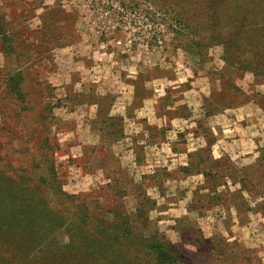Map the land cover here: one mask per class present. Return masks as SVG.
<instances>
[{
    "label": "rangeland",
    "instance_id": "obj_1",
    "mask_svg": "<svg viewBox=\"0 0 264 264\" xmlns=\"http://www.w3.org/2000/svg\"><path fill=\"white\" fill-rule=\"evenodd\" d=\"M181 2L0 0V155L29 160L47 137L62 192L91 212L119 204L135 233L157 230L183 264H264V76L229 65L213 39L192 43ZM18 73L23 101L7 83ZM133 92L148 112L114 135L121 123L107 113ZM225 103L229 120L244 118V144L228 138L221 156L212 112Z\"/></svg>",
    "mask_w": 264,
    "mask_h": 264
},
{
    "label": "trees",
    "instance_id": "obj_2",
    "mask_svg": "<svg viewBox=\"0 0 264 264\" xmlns=\"http://www.w3.org/2000/svg\"><path fill=\"white\" fill-rule=\"evenodd\" d=\"M181 4L180 25L194 36L192 43L198 45L205 40L209 45L213 39L226 51L229 65L244 71L253 67L255 75L264 76V0H205L204 4L200 0H183ZM246 61L251 64L244 65ZM16 77L7 80L9 90L23 101L24 78L21 73ZM42 119L38 116V121ZM41 130L43 135V127ZM36 138L27 150L29 160L15 163L11 156L0 155V264L186 261L157 230L148 236L135 233L119 204L112 202L111 208L91 212L86 201L62 192L53 159L56 147L47 137ZM181 172L187 175L189 169L182 168ZM146 204L152 205L143 196L135 207V218L143 219ZM97 212L112 220L99 218Z\"/></svg>",
    "mask_w": 264,
    "mask_h": 264
},
{
    "label": "crops",
    "instance_id": "obj_3",
    "mask_svg": "<svg viewBox=\"0 0 264 264\" xmlns=\"http://www.w3.org/2000/svg\"><path fill=\"white\" fill-rule=\"evenodd\" d=\"M143 83L144 82H141V84H143ZM221 88H222V86H221ZM208 95H210V90H208V92H207V94H205V96H202V95L200 96V104H201V106H204L205 107V101L207 99H209ZM127 99H128L127 102H124V100L121 102V100H120L121 103H118L117 101L114 100L112 102V105L110 107V110L107 113V121H113L114 118H117L119 120V122L121 123V125L116 128L117 131H116V129L114 130L115 131V132H113L114 135L117 134L120 131L118 129H123V127H125V125H124V122L125 121L134 118V115H135L136 112L139 111V112H141V113H143L145 115L148 112V109H145L146 106H144V102L148 99L147 96H141L140 97V96H138V94L136 95V92L135 93L133 92V94L130 95ZM178 99H180V101H182L184 103L186 102L184 100L185 99V96L179 97ZM137 101L138 102L141 101L142 104H138ZM177 101L178 100H175L174 102H177ZM174 102H172V103H174ZM210 103H211V100H209V102L206 104V107L209 106ZM212 103H214V102H212ZM213 105H215V104H213ZM225 105H227V104L225 103V104L217 105V107H216L217 108V111L212 112L213 113L212 114L213 117H221V122H222L221 125L220 126H217L215 128V130L212 128L213 131H214L213 133H217V134L219 133L220 134V139H217L216 140V143L221 144V156L223 155V152H225V150H226V148H224V146L227 145V144H229L228 141H227L228 138L233 139L230 142H232L233 146H235L237 148H238V145H239L238 143L244 144L243 143L244 142V140H243V127L241 126L242 125L241 124L242 122L240 124L239 123H236V122L241 121L239 119H244V118H242V115H237L236 118H235V120L234 119H230L229 120V116H228L227 113L229 111L228 108L230 106H232V105H227L226 107H223ZM115 106L119 107V112L118 113H115L114 112ZM206 107L204 109H207ZM245 107H243V106L237 107L236 106V108H233L232 109V114H234V115L236 113L237 114H240V111H242L244 109H247L248 104L245 105ZM206 112H207V110H206ZM111 125H112V123L109 124L110 127H111ZM144 131H145V128L142 130V133ZM137 143H139V142H137ZM140 145H145V143L143 142V144H140ZM190 150L191 149L187 150V152L189 153ZM249 153H252V152H249ZM133 162H134V158H133Z\"/></svg>",
    "mask_w": 264,
    "mask_h": 264
}]
</instances>
